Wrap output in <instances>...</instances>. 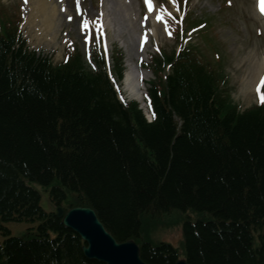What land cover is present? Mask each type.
Segmentation results:
<instances>
[{"label":"trees","instance_id":"16d2710c","mask_svg":"<svg viewBox=\"0 0 264 264\" xmlns=\"http://www.w3.org/2000/svg\"><path fill=\"white\" fill-rule=\"evenodd\" d=\"M19 23L0 6V264H103L42 208L32 182L56 206L92 208L117 241L140 244L147 264L180 258L143 238L173 211L186 214L189 264H264V102L241 111L223 70L187 47L153 59L149 122L118 98L121 51L112 75L102 57L90 71L73 48L54 65L18 39ZM10 222L38 225L15 237Z\"/></svg>","mask_w":264,"mask_h":264},{"label":"rangeland","instance_id":"374dc122","mask_svg":"<svg viewBox=\"0 0 264 264\" xmlns=\"http://www.w3.org/2000/svg\"><path fill=\"white\" fill-rule=\"evenodd\" d=\"M0 2L4 3L9 11L17 14L18 9L22 8L23 21L32 14L34 7V3L30 0H0ZM155 2L162 11L169 12L168 22L164 24L162 31L155 27L152 18L148 19V29L152 30L153 34L145 48L147 55H143L142 52L140 54L142 62L139 59L140 55L137 56V51H140L138 39L139 33L145 29L141 23L146 21L148 15L143 0H54L57 6V17L50 30L43 28L41 18L34 14L31 16L32 24L26 22L21 31L31 49L49 55L56 65L61 64L65 57L64 48L67 42H74L85 57L88 69L94 71L99 68V65L93 61L90 54L94 50V42L100 37V28L110 54L122 48L125 53L126 69L129 62L135 63L147 76L145 82L153 78L151 71L145 67V63L158 49L170 52L178 46L179 42L189 43L212 60V50L202 41V39H210L221 53L223 66L228 76L227 90L232 100L241 110L255 105L260 94L255 90L248 95L244 93L248 84L246 81H249L252 76L250 71L252 63L255 60H262L264 54V23L256 12L255 0H155ZM117 3L127 7V16L125 13L117 12ZM185 6L186 20L182 27L172 16L178 17L179 14L182 16L183 13L180 12H183ZM78 9L81 10L80 14H77ZM108 9L110 22L108 21L109 24L103 27L101 19H106ZM190 20H208L207 32L204 35H201L199 31L189 32L191 27H194L189 25ZM130 23L137 27L135 31L131 30ZM155 29L158 34L155 33ZM182 29H185L183 34H181ZM176 39H179V42ZM121 84L124 98L127 101L133 100L125 91L124 83ZM146 88H148L147 84ZM140 104V108L147 115L144 104ZM147 118L150 119L148 115ZM30 184L41 194L42 208L48 213L53 212L55 205L49 197V188L35 182ZM187 214L196 220L199 218L192 212ZM185 215L184 212L173 211L163 219L151 221L144 228L143 238L153 245L171 244L180 250V257L185 258L183 239ZM37 225L38 223L26 222L6 224L12 235L18 237L23 236L28 229L36 228ZM258 243L256 238L254 247H257Z\"/></svg>","mask_w":264,"mask_h":264},{"label":"water","instance_id":"95a60500","mask_svg":"<svg viewBox=\"0 0 264 264\" xmlns=\"http://www.w3.org/2000/svg\"><path fill=\"white\" fill-rule=\"evenodd\" d=\"M57 216L85 242L83 252L87 258L105 264H147L140 256L139 246L131 240L118 242L105 229L92 208L75 207L65 213L64 209L59 207ZM175 264L188 262L179 260Z\"/></svg>","mask_w":264,"mask_h":264},{"label":"bare ground","instance_id":"6f19581e","mask_svg":"<svg viewBox=\"0 0 264 264\" xmlns=\"http://www.w3.org/2000/svg\"><path fill=\"white\" fill-rule=\"evenodd\" d=\"M31 2L34 3V7L32 8V14L28 17H26L25 22L23 24H32V17L34 14L37 15V17L41 18L42 26L45 29H49L50 27L52 28L55 23V17H57V6L54 3V0H30ZM130 6L132 5L131 3L129 4ZM132 8V7H131ZM133 9V8H132ZM117 12H122L125 13V15H128V10L127 7L124 5H121L117 3ZM110 10L108 9L106 11V19H102L104 24H109L110 20L109 18ZM151 18L155 22V27L157 29H164V24L167 22V15L166 12H163L158 6H155V9L150 13ZM105 17V14H104ZM109 21V22H108ZM130 28L132 31H135L134 25L131 23L129 24ZM137 28V27H136ZM152 33V30L150 31ZM155 33L158 34V31L155 29ZM139 46V45H138ZM142 53H146V50H142ZM140 55V51H137V56ZM252 71V76L249 79V81H246L247 86L245 90V95H248L251 91L253 92L256 90L258 85L260 86L262 82L264 83V59L262 60H255L252 65L251 69ZM147 76L145 73H143L138 66H136L135 63L129 62L128 63V68L126 69L125 76L123 79V87L125 91L127 92L128 96L133 99L137 100L140 103H144V91H145V86H144V79ZM253 248L254 247V242H253Z\"/></svg>","mask_w":264,"mask_h":264},{"label":"snow or ice","instance_id":"6c2138e0","mask_svg":"<svg viewBox=\"0 0 264 264\" xmlns=\"http://www.w3.org/2000/svg\"><path fill=\"white\" fill-rule=\"evenodd\" d=\"M148 7H149V10H151L153 7L150 0H148ZM261 102H264V97L261 98Z\"/></svg>","mask_w":264,"mask_h":264}]
</instances>
